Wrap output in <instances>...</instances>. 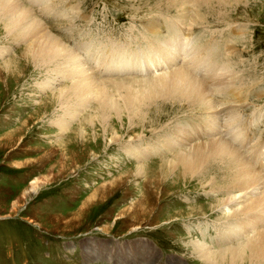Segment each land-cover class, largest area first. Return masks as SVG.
<instances>
[{
  "label": "rangeland",
  "instance_id": "obj_1",
  "mask_svg": "<svg viewBox=\"0 0 264 264\" xmlns=\"http://www.w3.org/2000/svg\"><path fill=\"white\" fill-rule=\"evenodd\" d=\"M14 1L32 13L30 7L35 9L40 24L45 25L43 29L50 34L47 26L68 47L90 40L99 49L102 45H134L140 39L144 41L139 28L142 23L143 33L146 29L157 31L162 34L159 40L165 42L173 28L168 27L165 38L163 33L167 31L160 23L177 18L182 29L192 28L202 43L212 38L210 43L215 41V47H219L214 52L216 61L220 65L228 62L230 70L241 76L242 85L250 82L243 91H250L245 117L256 110L264 113V0H227L218 8L214 3L213 7L198 10V6L191 4L190 12L186 10L187 3L185 19L172 10L167 0H52L55 18L25 0ZM220 6L223 8L219 9ZM194 10L205 15L203 19H195ZM5 23L0 24V264H170V256L176 257L174 264H205L193 252L192 242L202 243L215 254L237 246L234 240L243 236L241 233L229 232L225 239L217 237L209 243L213 231L219 233L214 223L223 218L221 208L214 205L226 198L227 189L231 190L233 185L209 194L211 181H206L205 173L186 177L181 168L173 173L169 170L172 163H180L172 152L163 153L160 141L173 129V121L177 119L183 124L189 116L177 109L179 104L165 99L158 105L148 102L146 107L142 105L144 114L141 112L140 117L120 110L107 119L109 132H105L99 121L92 125L86 121L94 117L98 95L93 103H85L73 119L66 118L68 128L61 132L55 119L60 115L61 120L70 106L67 102L60 105L54 96L63 88L69 92L74 81L57 74L65 71L61 68L55 72L51 66L33 62L26 55L29 43L16 42L18 33L8 34L2 26ZM226 44L227 51L222 49ZM141 47L145 45L139 44L138 48ZM130 48L135 49H125ZM84 57L88 59L89 55ZM8 60L18 64L15 74L7 75L4 71ZM84 68L86 76L97 74L92 65L89 70ZM175 68L180 69V65L172 71ZM105 75L92 80L94 91L104 90L122 107L124 89L111 83L118 82L135 94L151 78L164 74L146 79H109ZM257 133L259 137L261 132ZM195 142L205 143L203 139ZM136 145L141 150L137 157L133 155L136 151L128 153ZM174 151L178 153V149ZM208 177L214 180L216 189L228 184L217 163L209 167ZM35 180L40 182L30 192ZM220 228L224 232L230 229L228 224H221ZM201 230L203 235L206 233V244L194 241L201 239ZM254 233L257 232L251 235L255 236ZM146 243L158 252L155 261L152 257V261H147ZM110 249L114 252L112 263L107 258ZM145 253L147 262H141Z\"/></svg>",
  "mask_w": 264,
  "mask_h": 264
},
{
  "label": "bare ground",
  "instance_id": "obj_2",
  "mask_svg": "<svg viewBox=\"0 0 264 264\" xmlns=\"http://www.w3.org/2000/svg\"><path fill=\"white\" fill-rule=\"evenodd\" d=\"M35 1L38 2L35 6L41 7V12L46 11V15H51L55 18L54 3L52 0ZM177 1L183 0H167L166 2L168 4L170 3L169 5L172 10H177L183 19L186 18V10L190 12L194 6H198V10L204 9V6L213 7V4L216 3V7L218 8V4L221 5V3L227 2V0H185L184 2L176 4ZM235 1L240 2L241 0ZM186 4L187 8L185 6ZM191 4L193 7L190 10ZM178 6H180V8ZM222 8L223 7L220 6L219 9ZM30 9L34 10L33 13L23 8L18 1L0 0V24L2 21H6L2 26H4L7 33L12 35L18 33L15 37L17 39L16 42L29 43L25 47V50H27L26 55L33 60V62H36L38 65L51 66V68L53 67V69H55V72L61 68L65 71H58L57 74L66 75L65 78H67L68 81H74V84L71 86L70 90H68L69 92L64 91L65 89L63 88L54 96L60 105L67 102L69 103L68 106H70L66 115L61 118L64 120L66 118L69 120L73 119L75 114L85 106V103H93L92 101L99 95L98 108H96L97 110L95 113L93 112L94 117L90 116L86 121L91 125L95 121H99L100 128L106 132L109 130L108 125V128L106 127L107 119L110 118V115L113 113H119L120 110L126 111L127 114L131 116L137 115L140 117L142 105L145 103L147 104L149 102V104L158 105V102L161 103V101L165 99L167 102L173 103V105L179 104L177 109L189 116L185 118L183 124L179 123L177 119L173 121L174 125L170 126L173 129L163 135V141L160 139L161 146L159 145L162 147L164 154H170L172 152L173 158L180 163H172L169 170L173 173L177 171L178 168H181L182 172L186 173V177H194L199 173V175L205 173L206 181H211V183H209V194H214L224 188L226 189V187L228 188L232 184L233 187L231 190L228 188L226 191V198L221 201L219 200L220 202L218 201L214 205L221 208L223 211H221L223 218L219 219L222 222L218 220L214 223L219 227V230H217L219 233L213 231L214 236L209 238V243L217 237L225 239L229 232L243 234V236L240 237L239 235V238L234 240L237 246L228 247L227 250H221L218 254L206 250L207 248L202 245V243L198 242L191 243L193 252L203 258L201 261L205 264H241L248 261L251 264H264V176L250 164V162H254L255 159L258 160L260 154L257 150L251 152L254 145L246 151L243 149L247 124L242 115L245 116L246 111H243L247 108L246 105H248L249 102L245 103L246 98L242 96L245 87L249 86L250 82H244L245 85H242L241 76L238 75V73H234V70H230L228 62L221 63L220 65V63L216 61L215 54L219 47H215V41L210 43V41H213L211 38L205 44L199 42V44L192 46L190 42H196L195 38L190 36L191 32L193 33V29L187 28L183 30L181 26L182 23H178L177 18H167L166 25L169 28L172 27L173 31L170 32V38L165 42L159 40L158 37L162 34L160 35L157 31L146 29V32L143 33L145 26H143L142 23L139 28L142 30L140 35L144 41L140 39V44L145 43V49H139V45L136 46L134 50L130 48L128 51L116 45H113V50L108 49L105 45H102L101 49H99L98 44L90 40L86 42L83 49L77 50L81 48L80 45L76 44L73 47H68L61 37L53 34L54 37L46 26L50 33L48 34L43 29L45 25L43 23L40 24L41 20L37 16L35 9L31 7ZM70 10L73 11V7L70 6ZM198 12L195 11L194 18L197 20L203 19L205 15H202V17L197 14ZM32 15H35L34 18ZM153 20L154 19H151V21ZM155 20L159 21V18ZM132 26H134V22ZM134 30L135 29H131V31ZM198 30L201 31V28H198ZM153 39L154 42L151 43ZM222 49L227 51L228 45L226 44L225 47L222 46ZM85 54L89 55L88 59L84 57ZM228 55H231V52ZM108 57L111 58L108 59ZM202 57L205 58L204 61H202ZM91 63L96 64V68H98L99 72L97 71V74L91 73L90 76H86L87 74L84 75L86 72L84 67L87 66L89 70V64ZM161 64L165 65L166 68L169 67V70L161 73L164 75L154 78L150 77L152 80L148 81V84H145L143 89H139L135 94L131 93L132 91H130L129 88H124L118 82L111 83L121 86L120 88L124 89L123 93L125 96H121L124 103L122 107L117 105L115 102L116 100H111L109 94L107 95L104 90L100 89L98 92H95L93 89L92 80H95V77L105 75L106 73H103L105 68L113 69L117 71L118 74L119 72H126L119 78L123 79L136 77V75L127 73V71L133 67L145 68L147 70L149 67ZM16 65L18 64L13 63L12 60L5 62L4 71L6 74H15ZM177 65H180V69L175 68L172 71L171 68ZM218 71L219 74H217ZM105 76L109 79H111L110 77L118 78L117 76H109L107 74ZM146 78L147 77L137 79ZM260 95L261 93H258L257 97ZM121 98L119 97V99ZM215 104L216 106H214ZM71 107L73 109H71ZM159 107H161V105H159ZM185 110H189V112H183ZM191 110L198 115L195 116L193 112H190ZM146 114L148 115V112H146ZM192 115L195 116L193 120L197 119V121L190 124L189 121H192ZM119 117H121V114ZM221 117H223V121L220 120ZM58 118L59 120H57ZM62 119L60 120V115L55 119L57 121L55 125L60 127L61 132L68 128V124H66L68 121L65 120L63 122ZM262 122V127H264V121L262 120ZM195 123L198 124L194 125ZM88 125L89 124H87V127ZM220 128H222L223 133L220 132ZM67 131L68 129L65 132ZM199 131H201V133H199ZM79 134H77V136H79ZM111 139H114V137ZM198 139H201V141L203 139L205 143L197 144L195 140ZM157 142L159 141L157 140ZM193 142L195 144L191 145ZM135 148L136 149L129 150L128 153L136 151L133 155L137 157L141 153V150L138 145H136ZM175 149H178V153L174 154ZM155 150V147H153V152ZM165 150L167 152H165ZM186 150H189V152L186 153ZM171 160L172 159H170L169 162H171ZM214 163H217L218 167L222 168V173L228 181L227 186L225 185L218 189L214 188V180L208 177L209 167H212ZM167 171L165 173H167ZM219 171L221 172V170ZM140 172L141 171H138L136 173ZM39 182V180H35L31 183L30 192L35 190ZM229 193L230 196L228 195ZM193 210H195V208L191 209V211ZM221 224H228L230 227L229 231H220ZM252 226L255 228L246 232ZM253 231L257 232L254 233L255 236L251 235ZM200 233L201 239L196 238L194 241H202L205 242V244L208 243L205 241L206 233L203 235L202 230ZM242 240L243 245L240 244ZM145 245L148 247V255L145 253V257H142L140 261L150 262L152 258L155 261L159 256L158 252H155L149 243ZM244 251L245 253L247 251V253L244 254ZM146 255L148 256L147 261L144 260L146 259ZM87 256L91 255L88 253ZM113 257L114 252L112 249L108 250L107 258L109 262H111ZM170 258L171 260H169ZM173 259H176V257L170 256L167 259L168 263L174 264L175 262L172 261Z\"/></svg>",
  "mask_w": 264,
  "mask_h": 264
}]
</instances>
